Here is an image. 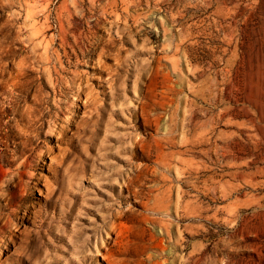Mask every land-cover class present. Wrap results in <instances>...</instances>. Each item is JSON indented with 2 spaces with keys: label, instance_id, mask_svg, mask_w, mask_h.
<instances>
[{
  "label": "rangeland",
  "instance_id": "rangeland-1",
  "mask_svg": "<svg viewBox=\"0 0 264 264\" xmlns=\"http://www.w3.org/2000/svg\"><path fill=\"white\" fill-rule=\"evenodd\" d=\"M0 264H264V0H0Z\"/></svg>",
  "mask_w": 264,
  "mask_h": 264
}]
</instances>
